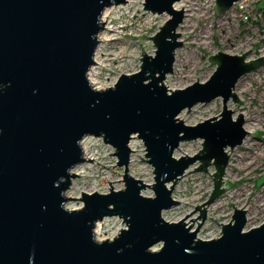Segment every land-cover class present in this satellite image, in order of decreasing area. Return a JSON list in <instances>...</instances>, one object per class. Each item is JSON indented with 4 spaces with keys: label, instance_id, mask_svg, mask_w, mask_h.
Returning a JSON list of instances; mask_svg holds the SVG:
<instances>
[{
    "label": "water",
    "instance_id": "obj_1",
    "mask_svg": "<svg viewBox=\"0 0 264 264\" xmlns=\"http://www.w3.org/2000/svg\"><path fill=\"white\" fill-rule=\"evenodd\" d=\"M128 1L0 0V264H264V223L245 231L247 211L235 204L228 205L234 215L221 224L218 239L197 238L206 219L203 206L227 190L222 187L228 149L252 135L244 116L235 120L228 104L245 105L235 89L243 77L264 68V57L251 60L252 49L243 55L220 51L208 59L216 71L207 82L171 91L163 82L173 74L175 52L183 45L177 30L185 11L175 9L181 0H143L148 13L170 16L146 38L155 56L143 48L139 72L97 90L88 76L97 65L101 18ZM241 1L216 0L215 18ZM217 99L223 100L219 117L196 126L179 118ZM88 137L115 150L109 156L124 168L125 188L115 191L108 182L107 194L82 193L83 206L70 210L67 202L78 199L66 193L79 178L71 172L86 163L82 142ZM135 138L146 149V161L141 160L154 169L153 197L142 194L151 186L130 174ZM197 140H203L199 154L175 158L183 142ZM197 163V172L215 167V186L209 201L195 208L203 220L191 232L183 222L188 216L170 223L163 212L179 204L174 188ZM115 217L127 228L112 240L97 241V223Z\"/></svg>",
    "mask_w": 264,
    "mask_h": 264
},
{
    "label": "rangeland",
    "instance_id": "obj_2",
    "mask_svg": "<svg viewBox=\"0 0 264 264\" xmlns=\"http://www.w3.org/2000/svg\"><path fill=\"white\" fill-rule=\"evenodd\" d=\"M215 2L216 0H181L175 4V9L183 8L185 18L177 30V33L181 34L179 41L183 45L176 50L173 74L167 76L169 90H181L197 82H207L216 71V67L210 66L208 59L220 51L230 55H243L252 49L251 60L264 56V1L260 3L263 10L261 15L256 14L255 10L247 13L250 22L240 18L236 9L215 18ZM143 4V0H129L125 5L111 7L114 13L109 20L112 22L111 31L103 29L100 33L109 40L101 43L100 62L103 67H95L92 73L95 74L94 78L98 83L96 87L102 90L114 87L122 75L139 72L143 48L145 54L155 56L156 48L153 42L146 38L154 37L170 16L148 13L144 10ZM235 93L245 105L237 108L239 104L230 101L228 107L235 112V120L240 114L244 115L246 118L244 128L247 131L252 130L253 134L245 139L243 145L233 151L228 149L230 162L222 187L227 190L213 204L203 206L207 212L202 224L203 218L197 219L200 211H194L211 198L215 186L212 179L216 169L211 166L208 173L197 172L194 170L200 166V163H197L178 181L173 193V199L177 198L183 202L163 212V218L170 223H179L188 216L183 222L187 224V229L191 227V232H195L198 224H202L197 236L198 239L205 241L221 236L222 225L232 221L234 208L248 210L245 231L264 223V69L262 68L258 74L243 77L237 84ZM222 112L223 100L217 99L209 104L197 105L190 112L185 110L179 118L188 126H196L213 117H219ZM86 139L92 147L94 161L86 162L76 169L79 178L71 180L67 193L70 192L72 197H67L78 200L67 202L66 207L70 210L83 206L79 200L82 193L107 194L110 189L108 182L115 191L125 188L122 182L124 168L117 166L118 160L115 156H109L114 154L115 150L105 145L101 138ZM202 144L203 140L183 142L174 156L177 159L186 157V154L193 157L203 149ZM130 147L134 152L131 155L130 174L151 186V189H146L142 194L153 197L154 169L144 162L145 146L141 140L135 138L131 141ZM229 204H235L234 208L229 207ZM193 219L196 221L190 222ZM101 223L104 228L100 236L95 235L97 241L112 240L127 228L125 222L117 217L106 218ZM162 247L163 243H160L154 250H160Z\"/></svg>",
    "mask_w": 264,
    "mask_h": 264
},
{
    "label": "bare ground",
    "instance_id": "obj_3",
    "mask_svg": "<svg viewBox=\"0 0 264 264\" xmlns=\"http://www.w3.org/2000/svg\"><path fill=\"white\" fill-rule=\"evenodd\" d=\"M112 10H113V8H109V9H107V10L104 12V14H103V16H102V18H101V23H102V24H103V23L106 24V26L104 27V31H111V29H110V24H111L112 22H110L109 20L111 19L112 15L114 14ZM105 24H104V25H105ZM99 39H100L101 42H100V44H99V46H98V48H97V50H96V54H95V57H94L95 63H96L97 65H94V66L91 68L90 73H89V80H90L92 86H94L95 89H97V90H102V88H100V87H96V85H97L98 83L96 82V79L94 78V77H95V76H94L95 74L92 75V73H94L95 67H97V66H99V67H103V64L100 62V48H101V43L106 42V41H109V40H108L107 38H105V36H103L102 34L99 35ZM176 55H177V52L175 53V57H176ZM102 56H104V55H102ZM163 84H164V86L167 87V78L165 79V81L163 82ZM167 88H168V87H167ZM107 89H108V88H107ZM243 116H244V115H243ZM244 118H245V117H244ZM245 121H246V118H245ZM248 132L251 133V134H253V131H252V130H249V129H248ZM82 148H83V151H84V157H85V159H86V162L89 161V160H93L94 158H93L92 150H91L92 147H91V146L89 145V143L87 142V139L84 140V141L82 142ZM228 154H229V156H230V153H229V152H228ZM186 155H187V154H186ZM78 167H79V166H78ZM76 169H77V168H75L71 173L77 175L78 172H77ZM224 180L226 181L225 178H224ZM176 186H177V184H176ZM176 186H175V188H174V191L176 190ZM174 191H173V193H174ZM66 196H68V197H72L70 192H68V193L66 194ZM176 201H177L178 203H182V202H183L182 200L177 199V198H176ZM247 213H248V210H247ZM103 228H104L103 223H101V222L97 223V225H96V229H95V235H96V236H100V235H101V231L103 230ZM197 238H198V236H197Z\"/></svg>",
    "mask_w": 264,
    "mask_h": 264
},
{
    "label": "built area",
    "instance_id": "obj_4",
    "mask_svg": "<svg viewBox=\"0 0 264 264\" xmlns=\"http://www.w3.org/2000/svg\"><path fill=\"white\" fill-rule=\"evenodd\" d=\"M262 1L264 0H242L241 2L235 4L234 7L231 8L227 13H231L234 11V9H236L237 10L236 13H239L240 18H245L246 21L250 22V16L247 13H250V11L255 10L256 14L261 15L263 13L262 6L260 4ZM256 7L259 9H257ZM260 57H264V56H260ZM261 70L262 69H260L259 71ZM259 71L251 74L252 75L258 74Z\"/></svg>",
    "mask_w": 264,
    "mask_h": 264
}]
</instances>
